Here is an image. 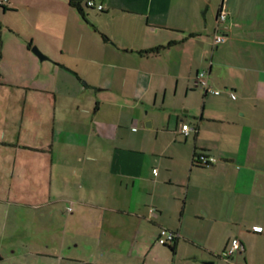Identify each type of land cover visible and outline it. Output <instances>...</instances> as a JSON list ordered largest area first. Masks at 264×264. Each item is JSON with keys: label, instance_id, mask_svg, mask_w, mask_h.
Segmentation results:
<instances>
[{"label": "crops", "instance_id": "obj_1", "mask_svg": "<svg viewBox=\"0 0 264 264\" xmlns=\"http://www.w3.org/2000/svg\"><path fill=\"white\" fill-rule=\"evenodd\" d=\"M51 1L73 38L24 46L54 61L46 81L0 80V203L63 206L83 264H163L161 228L179 234L172 264L187 243L198 264H264V0H226L218 44L221 0H83L85 20ZM202 69L235 98L200 88ZM202 150L216 160L195 166Z\"/></svg>", "mask_w": 264, "mask_h": 264}, {"label": "rangeland", "instance_id": "obj_2", "mask_svg": "<svg viewBox=\"0 0 264 264\" xmlns=\"http://www.w3.org/2000/svg\"><path fill=\"white\" fill-rule=\"evenodd\" d=\"M8 4L12 5L7 6V9L0 4V50H2L0 72L3 74L0 80L14 76L18 81L23 74L33 77L37 74L36 70H41L38 79L44 82L47 80L44 73L53 68L54 61L49 58L40 61L31 50L25 53L24 46L26 48L31 38L39 43H43L46 38L54 41L59 39L58 34L63 31L70 39L73 38L71 36L74 30L70 28L66 31L61 28L58 30V26H61L59 21L56 22L58 18L56 19L48 11L50 6H55L54 1L9 0ZM49 24L54 33H47ZM63 70L70 72L67 67H63ZM8 201L15 202V200ZM28 201L35 206L46 202V200ZM35 206L0 203V264H83L80 259L85 256L83 250L85 248L71 246L69 237L71 231L67 229L65 231L63 224V218L66 216L63 206L60 207L55 218L44 217V212L48 209L45 205ZM157 250L163 264H172L174 254L169 247L158 245L156 252ZM203 253L199 246L187 243L180 247L176 263L198 264L200 261L203 263L204 260L199 258Z\"/></svg>", "mask_w": 264, "mask_h": 264}, {"label": "built area", "instance_id": "obj_3", "mask_svg": "<svg viewBox=\"0 0 264 264\" xmlns=\"http://www.w3.org/2000/svg\"><path fill=\"white\" fill-rule=\"evenodd\" d=\"M87 5L92 6L93 2L91 0L87 1ZM98 9H101V5L97 6ZM228 17V8L226 6V0H221L220 6L218 8L217 14H216V24H215V29H214V34H213V44H218L223 42L226 39V34L224 33V28H225V22ZM196 82L200 88H202L205 92H210L214 95H219L222 92H226L231 99L235 98V93L230 90V89H216L214 88L208 79V74L206 70H199L196 73ZM193 129L192 126H190L187 123H182L180 127V131L183 134H187L189 130ZM206 160L209 163H213L216 159L213 156H207ZM156 173V168L153 170ZM153 212V208L149 209V213ZM254 231H261L260 226H254L253 227ZM179 237V234L176 231L167 229V228H161L159 231L158 239L157 242L159 244L165 245V244H172L174 243L177 238ZM239 249V240L236 237H233L227 248L222 252V256L225 258H229L233 256Z\"/></svg>", "mask_w": 264, "mask_h": 264}, {"label": "trees", "instance_id": "obj_4", "mask_svg": "<svg viewBox=\"0 0 264 264\" xmlns=\"http://www.w3.org/2000/svg\"><path fill=\"white\" fill-rule=\"evenodd\" d=\"M82 1L83 0H68V3L71 7L75 8L76 11L79 13V15L82 17V19L85 20V13H84V10H83V7H82ZM88 1V0H87ZM87 1L84 3V5L86 7H94V2H93V5L92 6H89L87 5ZM0 4L3 5V7L5 9H7V0H2L0 1ZM28 47H30V43L28 44ZM160 47H155L153 49H150L148 51H145V52H155L156 50L160 49ZM208 155L206 154L205 151H199V152H195L192 156V163L195 165V166H207V165H210L211 163H209L207 160H206V157ZM166 245V244H165Z\"/></svg>", "mask_w": 264, "mask_h": 264}, {"label": "water", "instance_id": "obj_5", "mask_svg": "<svg viewBox=\"0 0 264 264\" xmlns=\"http://www.w3.org/2000/svg\"><path fill=\"white\" fill-rule=\"evenodd\" d=\"M31 51L38 56L39 60H46L48 59L36 46L31 47ZM211 264V262H210Z\"/></svg>", "mask_w": 264, "mask_h": 264}]
</instances>
